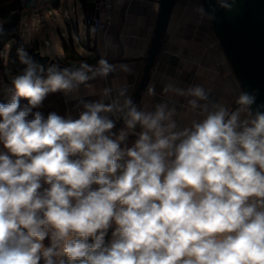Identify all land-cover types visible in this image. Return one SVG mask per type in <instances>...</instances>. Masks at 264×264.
Masks as SVG:
<instances>
[{"label": "clouds", "instance_id": "1", "mask_svg": "<svg viewBox=\"0 0 264 264\" xmlns=\"http://www.w3.org/2000/svg\"><path fill=\"white\" fill-rule=\"evenodd\" d=\"M17 52L24 67L0 102V264H264V103L254 93L230 110L199 85L167 86L202 116L183 127L175 108L143 110L126 88L81 101L75 117L45 115L50 94L91 87L115 66L45 68Z\"/></svg>", "mask_w": 264, "mask_h": 264}, {"label": "crops", "instance_id": "2", "mask_svg": "<svg viewBox=\"0 0 264 264\" xmlns=\"http://www.w3.org/2000/svg\"><path fill=\"white\" fill-rule=\"evenodd\" d=\"M111 1L113 14L106 28L98 34L91 35L84 23L87 13L80 0H74L75 7L78 5L83 13L86 43L81 42L83 52L75 49L74 42L73 45L83 59L77 61V64L65 59L62 52L63 59L59 60V63L64 67L73 65L79 67L81 61L89 60L92 62L87 64L95 68L98 61L103 58L115 66V70L107 78L97 76L88 81L91 87L80 85L77 91L68 96L61 93L65 103V116H77L82 110L81 101L103 99L105 103L109 102L120 88H126V94L143 110L154 111L155 105L160 103L167 104L168 109L175 108L176 115L173 118L180 127L190 125L193 120L202 119V116L199 109L192 110L188 105L191 97L177 95L174 91L165 93L163 90L167 86L186 90L190 86L199 85L208 93L210 101L223 104L230 110L237 107L235 101L242 90L200 0H176L164 33L162 47L150 70L146 88L135 101L134 94L143 74L145 56L151 45L159 4L158 0ZM61 3L62 0H57L53 4L56 13H60ZM22 12L23 10L20 17ZM50 13L51 11H48V14ZM18 25L16 39H19L27 49L38 50L37 38L31 39L28 45L22 42L20 19ZM68 29L70 31V27ZM75 30L79 33L78 25ZM60 36L63 39V33ZM69 40L72 43L71 34ZM15 42L9 41L8 46L2 50L4 65ZM12 77L14 76L0 68V99L11 95L8 89L11 87ZM150 86L154 88V95L147 93ZM105 88L113 90L110 97L102 96V90ZM117 126L119 128L122 125L118 123ZM133 139L134 137H130L129 143Z\"/></svg>", "mask_w": 264, "mask_h": 264}, {"label": "water", "instance_id": "3", "mask_svg": "<svg viewBox=\"0 0 264 264\" xmlns=\"http://www.w3.org/2000/svg\"><path fill=\"white\" fill-rule=\"evenodd\" d=\"M200 1L241 90L254 93L257 104L264 103V0H234L231 10L220 7L218 0ZM175 2L158 0V17L145 56L143 74L134 94L135 101L146 88ZM33 59L45 68L51 65L64 68L57 56L51 59L38 50L34 51Z\"/></svg>", "mask_w": 264, "mask_h": 264}, {"label": "rangeland", "instance_id": "4", "mask_svg": "<svg viewBox=\"0 0 264 264\" xmlns=\"http://www.w3.org/2000/svg\"><path fill=\"white\" fill-rule=\"evenodd\" d=\"M56 1L35 0L32 8L23 10L20 17V34L22 42L27 45L31 39L37 38L40 54L47 55L51 59L57 56L59 60H62L64 41L73 48L75 45L76 50L83 52L81 42L86 43L84 40L86 28L83 23V13L78 5L75 7L74 0H62L60 13H56L53 7ZM48 11L51 13L48 14ZM76 25L79 26V33L75 30ZM62 33L63 39L60 36ZM70 34L72 43L69 40ZM46 40L49 41V45L45 44Z\"/></svg>", "mask_w": 264, "mask_h": 264}, {"label": "trees", "instance_id": "5", "mask_svg": "<svg viewBox=\"0 0 264 264\" xmlns=\"http://www.w3.org/2000/svg\"><path fill=\"white\" fill-rule=\"evenodd\" d=\"M80 2L82 3V6L87 14L92 12V7L88 3V0H80ZM21 9L22 7L20 0H0V19L3 21V27L0 29V53H2V50L8 44V42L15 39L16 37L10 35L9 30L18 24L20 19L19 11ZM16 44L17 43L15 42L9 51L6 65H4L3 63L2 55H0V68L3 72L6 71L7 73L13 76L19 74L21 69L24 67V65L20 64L18 55L14 52ZM68 44L69 43H66V41L63 42L62 48L65 59H68L69 61H74L76 63L77 61L82 60L83 58L79 55V53L72 47V45ZM33 53L34 49L30 48L28 54L32 58ZM85 62L87 63L92 61L87 60ZM9 97L0 99V102H6ZM41 111H43L45 115H47V113L50 111H55L60 115H64L65 103L62 94L59 92L55 94H50L44 102V107L41 109ZM47 243L48 241L46 240L45 244Z\"/></svg>", "mask_w": 264, "mask_h": 264}, {"label": "built area", "instance_id": "6", "mask_svg": "<svg viewBox=\"0 0 264 264\" xmlns=\"http://www.w3.org/2000/svg\"><path fill=\"white\" fill-rule=\"evenodd\" d=\"M20 1H21L22 9L19 11V13L22 10H29L30 8H32V5L35 4V0H20ZM88 3L92 7V12L86 15L84 23L86 25L87 32L91 35H95L106 28L113 14V5L111 0H88ZM2 27H3V21L0 19V29ZM18 28H19L18 24L12 27L9 30V34L17 37ZM16 37L15 39H13L17 43L14 48V52L18 55L17 50L23 47L25 51L28 53L29 49L23 46L20 43L19 39H16ZM45 43L49 44L48 41H45Z\"/></svg>", "mask_w": 264, "mask_h": 264}]
</instances>
